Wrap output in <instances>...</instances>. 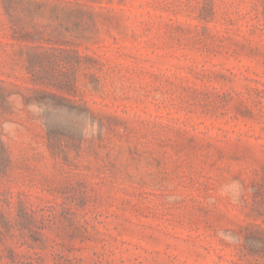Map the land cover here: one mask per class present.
<instances>
[{"label":"rangeland","instance_id":"rangeland-1","mask_svg":"<svg viewBox=\"0 0 264 264\" xmlns=\"http://www.w3.org/2000/svg\"><path fill=\"white\" fill-rule=\"evenodd\" d=\"M0 81V264H264V0H0Z\"/></svg>","mask_w":264,"mask_h":264},{"label":"trees","instance_id":"trees-1","mask_svg":"<svg viewBox=\"0 0 264 264\" xmlns=\"http://www.w3.org/2000/svg\"><path fill=\"white\" fill-rule=\"evenodd\" d=\"M10 95L11 93L8 92L7 89L0 84V106H2L6 102ZM11 163V154L8 149L7 143L4 140V134L0 125V179L7 175ZM1 196H6L5 192L0 191V220L5 215L6 210L12 207V202L7 197ZM8 234L9 229L7 228V224H0V241L4 242ZM0 259H3L2 254L0 255Z\"/></svg>","mask_w":264,"mask_h":264}]
</instances>
